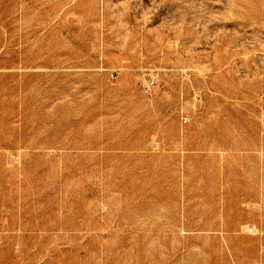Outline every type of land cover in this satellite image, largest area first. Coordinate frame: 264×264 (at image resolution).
<instances>
[{"label":"rangeland","instance_id":"374dc122","mask_svg":"<svg viewBox=\"0 0 264 264\" xmlns=\"http://www.w3.org/2000/svg\"><path fill=\"white\" fill-rule=\"evenodd\" d=\"M0 264H264V0H0Z\"/></svg>","mask_w":264,"mask_h":264},{"label":"built area","instance_id":"2783aa9c","mask_svg":"<svg viewBox=\"0 0 264 264\" xmlns=\"http://www.w3.org/2000/svg\"><path fill=\"white\" fill-rule=\"evenodd\" d=\"M152 83H154V80L152 81Z\"/></svg>","mask_w":264,"mask_h":264}]
</instances>
